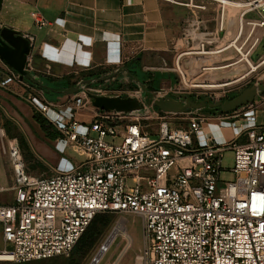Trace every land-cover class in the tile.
Returning <instances> with one entry per match:
<instances>
[{
	"label": "built area",
	"instance_id": "1",
	"mask_svg": "<svg viewBox=\"0 0 264 264\" xmlns=\"http://www.w3.org/2000/svg\"><path fill=\"white\" fill-rule=\"evenodd\" d=\"M213 1L221 6V29L228 6L239 10L238 21L250 19L244 35L238 23L228 47L240 59L252 60L262 41L256 29H264V0ZM32 18L39 29L48 23L38 12ZM199 46V52H208ZM7 71L37 112L57 107L20 74ZM129 96L140 104L133 113L81 107L83 118L57 124L79 158L68 171L33 175L19 144L3 143L13 171L14 199L0 204V264L69 255L101 213L141 218L137 264H264V120L255 118L250 127L239 124L234 140L218 144L208 122L235 115L214 118L191 110L186 113L188 128H173L168 113L154 105L162 96L149 103L137 93ZM145 121L157 122L156 137L144 132ZM227 151L233 152L230 181L222 177Z\"/></svg>",
	"mask_w": 264,
	"mask_h": 264
},
{
	"label": "crops",
	"instance_id": "2",
	"mask_svg": "<svg viewBox=\"0 0 264 264\" xmlns=\"http://www.w3.org/2000/svg\"><path fill=\"white\" fill-rule=\"evenodd\" d=\"M225 11L227 26L221 29V6L213 0H0V24L19 31L27 39L33 38L28 39L31 49L27 65L35 77L67 80L75 86L92 75L116 71L140 56L141 77L163 83L171 81L168 66L174 62L194 68L193 75H199L204 69H215L211 65H231L228 44L236 31L229 29L234 20L230 10ZM36 12L48 22L41 29L32 18ZM189 26L196 36L188 35ZM257 35L263 40L264 29ZM201 44L207 53L199 52ZM7 68L16 72L0 58L1 135L5 136L4 130L10 136L1 140L3 143L15 140L23 158L29 155L28 141L35 157L44 159L50 170H70L79 158L57 124L66 123L72 117L83 118L79 108L69 99L55 103L57 107L46 114L37 112L26 94H22L21 83L9 77ZM120 74L127 76L125 71ZM22 80L31 85L27 79ZM109 80L115 78L105 81ZM43 97L46 99L44 94ZM59 108H63L60 113ZM35 114L47 120L49 132ZM253 122L245 121L244 127H250ZM207 126L218 144L234 140L241 131L216 120H210ZM40 137L49 143L46 150L38 148ZM68 149L76 156L74 159L68 157ZM5 155L0 145V189L6 187ZM7 160L11 167L8 157Z\"/></svg>",
	"mask_w": 264,
	"mask_h": 264
},
{
	"label": "rangeland",
	"instance_id": "3",
	"mask_svg": "<svg viewBox=\"0 0 264 264\" xmlns=\"http://www.w3.org/2000/svg\"><path fill=\"white\" fill-rule=\"evenodd\" d=\"M228 9L230 10V17L232 18V20H234L233 26L229 27V29L236 31L232 37L234 38L237 34L239 26V10L230 6H228ZM261 14L264 17V9H261ZM250 16H254V14H251ZM224 21L225 22L223 28L227 26L226 14ZM249 29V25H244L243 35L248 32ZM186 30L188 35L192 37L196 36L195 32L192 30V27L189 26L186 28ZM261 31L262 28L256 29V32H259V34ZM228 55L230 56L231 65L227 67H218L216 65H211V67H214L215 69H204L203 71L200 70L201 72L199 75L192 74L195 71L194 68L182 65L180 64V62H174V65L168 66L171 75L168 79H171V81L167 80L163 83H160L158 80H153L152 78L148 77V79L146 78L147 80L145 79L143 81L145 88H142V86L139 84L133 83L127 78V76L121 74L118 75L115 80L104 81L99 85H96L93 82L92 84L85 81L76 82L74 85L78 88V91L70 97V102L75 103L76 107L79 108V111H81V107L88 111H94L95 107L92 104V99L89 96L90 94L105 95L111 97H130L129 95L131 93H137L143 101L148 103L157 95L162 96L161 98L168 97L177 101H181V97L185 95H188L195 100H202L205 97H209L212 101H216L224 100L227 97L234 96L235 94L237 95L238 92H241L244 88L252 84L264 82V64L258 67L256 71L250 73L249 65L244 59L241 63L234 64V62L240 59L241 56L236 52V50H234L233 47L229 48ZM262 55H264V38L251 58L253 61H256ZM204 68L208 67L205 66ZM245 74L248 75L245 78L240 79ZM235 80L237 81L229 84L230 82H233ZM227 83L228 85H223ZM212 84L218 86H206ZM45 97L49 102H62V99L59 95H46ZM61 109L63 108H59V113ZM234 111H230L229 113L235 115V117L227 120H218L216 122L226 124L232 129H238L239 124L244 125L245 121H254L255 118L258 121H263L264 94L258 96L254 102L244 105ZM167 113L170 125L173 128H188L189 115H187L186 113ZM206 115L214 118L221 117V114L219 112ZM257 115H259V117H256ZM146 124H149V127H146ZM142 126L145 133L156 137L157 122L150 121V123H148L145 121L142 122ZM1 129L2 127L0 122V145H2L3 148V141L1 140V138L5 139L6 136H10L4 130L2 131L5 136L1 135ZM19 133L22 134V131L19 130ZM39 139L41 142L39 143L38 148L46 150V147H48L47 145L49 144L48 141L41 137ZM243 140L244 138L240 139V141ZM26 144L27 150L29 152L28 154L30 156L27 155V157H25L24 153L23 155L29 172L33 175L38 176L39 174H44L46 170H50V167H48V164L46 163V161H44V159L35 157L28 141ZM67 155L68 157L70 156L73 159L76 157L71 149L67 150ZM5 156L6 160L4 159V169L6 173L3 181L6 187H4L5 189H0V204H11L14 199V193L12 190L14 180L11 167L7 160V155ZM232 158L233 152L227 151L222 161L223 168L227 169L222 176L224 181H230L232 179V174L228 171V169H230V167L232 166ZM45 174H48V171ZM110 215L111 223L103 230V233L100 235L95 244L91 247L81 245L73 256L70 253L67 256H56L49 259L2 264H92L93 259L98 254L101 246L118 227L120 228L116 230L112 242L108 245V250L101 254L99 262L97 264H114L117 261L118 264H137V256L139 255L143 245L141 218L131 213H110Z\"/></svg>",
	"mask_w": 264,
	"mask_h": 264
},
{
	"label": "water",
	"instance_id": "4",
	"mask_svg": "<svg viewBox=\"0 0 264 264\" xmlns=\"http://www.w3.org/2000/svg\"><path fill=\"white\" fill-rule=\"evenodd\" d=\"M30 49L29 40L19 31L9 27L0 28V58L20 74V79L28 80L32 77L27 65ZM85 82L90 81L86 80ZM77 91L78 88L73 86L66 92L67 94H75ZM262 94H264V82L252 84L234 97L224 100L212 101L209 97L195 100L185 95L181 97V101L172 98H160L154 101V105L161 111L169 113H187L191 110H200L202 112L227 114L254 102ZM89 96L92 99L93 106L104 111L133 113L140 108L138 100L132 97H111L94 94ZM97 256L99 254L94 257L93 261L97 259Z\"/></svg>",
	"mask_w": 264,
	"mask_h": 264
},
{
	"label": "trees",
	"instance_id": "5",
	"mask_svg": "<svg viewBox=\"0 0 264 264\" xmlns=\"http://www.w3.org/2000/svg\"><path fill=\"white\" fill-rule=\"evenodd\" d=\"M123 71L127 73V77L130 81H132L135 84L141 85L142 88H145V85L143 82L144 79L140 75V56L135 57L133 60L126 63L122 68L116 71H109V72H105L101 74H95L85 80L92 81L94 82V84L99 85L109 78L116 79L117 75ZM27 81L31 85L35 86L37 89L42 91L45 96L46 95H50V96L59 95L60 98L62 99V102L60 103L66 102L72 96L66 93L67 89L73 86V85H70V83L67 80H52L51 78L46 77V76L39 75L38 77H35L32 75V77L28 79ZM227 98H231V97H227ZM205 113L212 114L209 112H205ZM35 118L37 119V121L41 123L42 127L47 132H49L51 128L47 120L42 118L39 114H35ZM110 223H111L110 213H101V214L96 215L94 219L91 221V223L89 224V226L87 227V229L85 230V232L82 234L80 239L77 241L72 251L70 252L71 255L73 256L81 245H85L89 247L94 245L95 242L100 237V235L103 233V230Z\"/></svg>",
	"mask_w": 264,
	"mask_h": 264
},
{
	"label": "bare ground",
	"instance_id": "6",
	"mask_svg": "<svg viewBox=\"0 0 264 264\" xmlns=\"http://www.w3.org/2000/svg\"><path fill=\"white\" fill-rule=\"evenodd\" d=\"M248 18H242V20L240 21V19H239V21H238V23L240 24L241 23V25L240 26H242V30H243V27H244V25H246V24H248ZM245 60L246 61V63L249 65V68H250V73L251 72H254V71H256L257 69H258V67H260L262 64H264V55L262 56V58L258 61V62H254V61H252L251 59H249V57H246V56H244L242 59H238L236 62H234V64L236 63V64H239V63H241L242 62V60ZM248 74H245L244 76H242L240 79H243V78H245L246 76H247ZM239 80V79H238ZM237 80H235V81H233V82H230L229 84H231V83H234V82H236ZM190 85V84H189ZM223 85H228V83L227 84H223ZM206 86H210V87H216V86H218V85H206ZM118 228H120V227H118ZM118 228H116L115 229V231L106 239V241L104 242V246H105V248L102 250L103 252H105V251H107L108 250V245L112 242V239L114 238V235H115V233H116V230L118 229ZM123 233H125V232H123ZM125 236V235H124ZM102 245V246H103ZM101 254H103V253H99V256H97V259L95 260V261H93L92 262V264H96V262L98 261L99 262V258H100V256H101ZM118 262V261H117ZM114 263V264H118V263Z\"/></svg>",
	"mask_w": 264,
	"mask_h": 264
}]
</instances>
